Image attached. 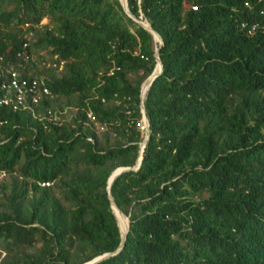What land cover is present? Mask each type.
Returning a JSON list of instances; mask_svg holds the SVG:
<instances>
[{
  "label": "trees",
  "instance_id": "1",
  "mask_svg": "<svg viewBox=\"0 0 264 264\" xmlns=\"http://www.w3.org/2000/svg\"><path fill=\"white\" fill-rule=\"evenodd\" d=\"M128 6L162 42L121 0H0V63L57 54L63 69L29 71L53 91L41 110L77 109L60 124L4 111L0 264H264V0ZM142 102L141 166L111 186L124 240L107 188L139 157Z\"/></svg>",
  "mask_w": 264,
  "mask_h": 264
},
{
  "label": "built area",
  "instance_id": "2",
  "mask_svg": "<svg viewBox=\"0 0 264 264\" xmlns=\"http://www.w3.org/2000/svg\"><path fill=\"white\" fill-rule=\"evenodd\" d=\"M30 25V22H26L24 27L27 28ZM27 35L31 36L32 31ZM17 57L20 59L19 67L9 63H0V128L8 122L4 115L5 110L29 111L44 123L60 124L55 110L42 111L40 107L41 103L53 94L48 84V76L46 74L31 76L29 71L36 63L41 67L61 70L65 65V60L59 58L57 54L40 59L36 53L28 52L25 48L17 52ZM0 60L3 58L0 57ZM119 68L114 64L108 73L113 74ZM86 114L89 121L94 120V114L90 107L86 109ZM141 129L147 131L145 121H143ZM89 140L94 141L91 137ZM7 176L8 173L0 169V179ZM41 185L50 186L51 182H42Z\"/></svg>",
  "mask_w": 264,
  "mask_h": 264
},
{
  "label": "water",
  "instance_id": "3",
  "mask_svg": "<svg viewBox=\"0 0 264 264\" xmlns=\"http://www.w3.org/2000/svg\"><path fill=\"white\" fill-rule=\"evenodd\" d=\"M121 2H122L123 7L125 8V10L127 11V13L129 15H131L132 17H134L136 20L140 21L147 29H149L150 31H152V33L155 35L156 39H159L162 42L161 36L158 34L157 31H155L150 26V24L147 21L141 20V18H137L134 14L131 13V11L129 9V6H128V0H121ZM157 59H158V64H160L159 65V69L157 70V68H155L154 71L152 72V74L149 76V86L151 85V83L153 82V80L155 79V77L158 74H160L162 72V70H163V63H162V60L160 59V57L158 56V53H157ZM141 98H142V100L144 99L143 88L141 90ZM142 112H143V116H144V121H145V123L147 125V133H146L145 140L141 144V150H140V153H139V157H138V159H137V161H136V163H135L134 166H132V167H120V168L116 169L112 173V175H111V177L109 178V181H108V188L107 189H108V193H109L110 200L112 202V208H113V210H114V212H115V214H116L117 217H118V215H117V211L116 210H118V212H120L123 216H125V214L120 210V208L116 204L115 199H114V197L112 195V192H111V186H112L114 180L121 173H123L124 171L137 170V169L140 168L141 163H142V159H143L144 148H145L146 143H147V141L149 139V120H148V117H147V114H146L144 102H142ZM125 219H126V222H127V228H126L125 233L123 234L124 240H125V237H126V233L128 232V229H129V220H128V218L126 216H125ZM123 243L124 242H122V244L120 245V247L118 248L117 251H119L123 247ZM112 254H114V253L104 254V255L99 256V257H97V258L93 259L92 261L87 262L85 264H95V263H98L99 261H101V260H103V259L111 256Z\"/></svg>",
  "mask_w": 264,
  "mask_h": 264
},
{
  "label": "rangeland",
  "instance_id": "4",
  "mask_svg": "<svg viewBox=\"0 0 264 264\" xmlns=\"http://www.w3.org/2000/svg\"><path fill=\"white\" fill-rule=\"evenodd\" d=\"M159 65L160 64L157 65V70L159 69ZM148 83H149V77L143 83L142 87H144ZM76 110L77 109H75V107H73V106L65 105L64 107H58V109H56L55 111H56L57 117L59 119V122L62 123V122H66V121L71 120L76 115ZM87 125L91 126L92 129H94V131L98 134L101 142H104L105 137L108 135L112 139L111 143L113 142L114 137H113V135L108 134L109 129L106 125H102V124L98 123V121H96V120L89 121L87 123ZM9 180H10L9 176H7L3 179H0V184L1 183H7V182H9Z\"/></svg>",
  "mask_w": 264,
  "mask_h": 264
},
{
  "label": "bare ground",
  "instance_id": "5",
  "mask_svg": "<svg viewBox=\"0 0 264 264\" xmlns=\"http://www.w3.org/2000/svg\"><path fill=\"white\" fill-rule=\"evenodd\" d=\"M148 85H149V83H148Z\"/></svg>",
  "mask_w": 264,
  "mask_h": 264
}]
</instances>
